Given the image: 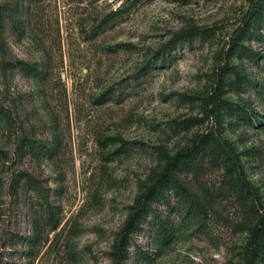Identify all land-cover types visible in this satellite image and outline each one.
Here are the masks:
<instances>
[{"label": "rangeland", "instance_id": "obj_1", "mask_svg": "<svg viewBox=\"0 0 264 264\" xmlns=\"http://www.w3.org/2000/svg\"><path fill=\"white\" fill-rule=\"evenodd\" d=\"M205 132L248 197L204 158L120 264H244L247 228L264 230V0H0V264H112L165 154Z\"/></svg>", "mask_w": 264, "mask_h": 264}, {"label": "trees", "instance_id": "obj_2", "mask_svg": "<svg viewBox=\"0 0 264 264\" xmlns=\"http://www.w3.org/2000/svg\"><path fill=\"white\" fill-rule=\"evenodd\" d=\"M257 12V8L248 11L244 28L238 29V37L240 39L247 33L249 28L248 24ZM194 34V30H185L176 34L172 41H179L181 39L189 40ZM232 46H236V43ZM159 51L164 50L160 48L153 52L152 56L154 59H156ZM221 79L222 78H217L219 82ZM219 82H217V88H220ZM208 103L212 104L211 114L215 116V111L221 108L223 100L220 98L217 91H214L208 96ZM204 158L218 160L228 174L232 175L234 178V185L243 192L242 197L245 199L248 197L245 193V187L241 186L238 180V171L235 166L236 155L234 152L230 151L228 146L222 144L219 138L210 132L195 135L185 146L177 150L174 154H165L162 168L154 175L150 183L143 188L135 199L118 233L115 242V250L112 255V264H120V261L123 259L122 255L124 254V247L126 246L129 234L135 230L140 219L148 216L149 213L152 212L153 205L163 197L165 192H171L172 194L180 196L184 195L186 188L182 185L180 176L193 172ZM21 178L24 179L23 181L25 183L29 181L26 175H22ZM30 183L29 181V184ZM30 187H32V185H30ZM57 224V220L53 221L51 223V228L55 229ZM158 229L160 231L163 230L164 225L160 223ZM162 238L166 239V236ZM263 239L264 230L262 228L261 216H259L256 221L247 228L244 264H252L254 258L257 256L261 259L264 257V252L262 254L264 250ZM32 245L33 244H31V246Z\"/></svg>", "mask_w": 264, "mask_h": 264}]
</instances>
